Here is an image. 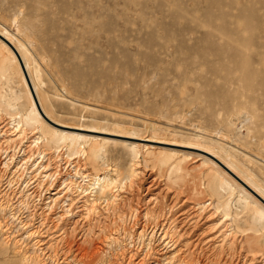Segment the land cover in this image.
<instances>
[{
    "label": "rangeland",
    "instance_id": "obj_1",
    "mask_svg": "<svg viewBox=\"0 0 264 264\" xmlns=\"http://www.w3.org/2000/svg\"><path fill=\"white\" fill-rule=\"evenodd\" d=\"M0 30L83 149L0 55V264H264V212L204 152L264 191V0H0Z\"/></svg>",
    "mask_w": 264,
    "mask_h": 264
},
{
    "label": "bare ground",
    "instance_id": "obj_2",
    "mask_svg": "<svg viewBox=\"0 0 264 264\" xmlns=\"http://www.w3.org/2000/svg\"><path fill=\"white\" fill-rule=\"evenodd\" d=\"M0 34L4 38H6V40H8V42L10 44H12V46L15 48V50L17 52V54H16L15 51L9 46V44H7L4 39H1L0 38V55H3V57L8 56L16 64V66H17L16 67V70L20 74L23 82L25 83V85L27 87L28 95L31 96V101H32L31 108H32V112L35 113L40 118V121L42 123V126H41L42 132L43 133L49 132L50 140H47V142H50V143H58L59 141H63L64 143H66L67 140L69 141L71 139V141H70L71 142V146H70L71 151L78 152V153L81 152L83 149H79L78 146H77V144H79V141L81 140V136H82L79 133L73 134V137H72L71 136L72 134L69 135V134H67V132L66 133H64L63 131L60 132L61 130H58V129L54 128V127H51L52 129H49V130H45L43 128L44 120H43V118L40 117L39 110H38V108H37V106H36V104L34 102V99H33L32 93H31V86H32L33 92H34V94H35V96L37 98V101L39 103V107H40L41 111L44 113V115H46L50 119H51V117L49 116V114L43 108L44 106L41 105V102L39 101V96L37 94V89H36L35 83L33 82L32 75L29 72L28 62H27V60L25 58L24 47H23V45L18 44L15 41V38L11 34L6 33V32H2L1 30H0ZM19 58L21 59V61L23 63L24 70L21 67V64L19 62L20 61ZM0 61H2L1 58H0ZM8 68L9 67H7V65H4V63L2 61V65L0 64L1 74L2 75H5L6 69H8ZM27 76H28V78H27ZM29 85H30V88H29ZM9 107H13L12 104H10ZM51 120H53V119H51ZM47 124H45V126ZM19 126H20V124H19ZM69 128L76 129V127L75 128L74 127H69ZM78 130H86V129H83V128L80 129L79 128ZM119 136H123V135H119ZM40 138H42V137H38L37 139L34 140L35 144H37V143L39 144ZM129 138L130 139H135V138L136 139H139L136 136H131V137L129 136ZM141 140H143V139H141ZM167 144H169V143H167ZM187 145L193 146V147L195 146L196 148L198 146H200L199 144L195 143V141L194 142L189 141L187 143ZM208 146L210 147L211 145H207L204 152L211 159L210 162L212 163V167L214 169L213 174H212V177L214 179L215 185H217V181H218L219 176H221L222 178L225 177L227 179H230L232 181V183L236 187H239L240 188V189L238 188L239 191L241 190V192H243V193H245L247 195V198L250 200V201L249 200L248 201L252 203V204L250 203L251 204L250 205L251 208L249 207V209H251L253 212L254 211L255 212H257V211H263L264 212V191L261 189V187H259L255 183V181L252 179V177L250 175H248L245 172V170H242L238 166H236L235 163L231 160V157L229 158L227 155H223L222 152L220 153V151H218V149L217 150L215 149L216 147L212 148V146H211V148H209ZM202 147H205V146H202ZM92 152H93V155H95L94 153L96 152V149H93ZM211 171H212V169H211ZM132 173H133V171H132ZM88 176H84V177H88ZM100 179L101 178L98 177L96 180H100ZM71 182H73V180H70V183ZM229 183H230V181H229ZM233 184H231V185H233ZM108 185H109L108 183L105 184L102 187V189H103L102 191L106 190L108 188ZM23 259L25 261L28 260V258L25 255H23Z\"/></svg>",
    "mask_w": 264,
    "mask_h": 264
},
{
    "label": "water",
    "instance_id": "obj_3",
    "mask_svg": "<svg viewBox=\"0 0 264 264\" xmlns=\"http://www.w3.org/2000/svg\"><path fill=\"white\" fill-rule=\"evenodd\" d=\"M8 44H9V46L15 51V53L17 54V52H16V50H15V48L12 46V44H10L7 40H5ZM20 59V58H19ZM20 64H21V67L23 68V70H24V66H23V64H22V61H21V59H20ZM28 78V77H27ZM29 87H30V85H29ZM31 93H32V96H33V99H34V102H35V104H36V106H37V108H38V110H39V113L44 117V118H46L47 120H48V118L43 114V112L41 111V109H40V107H39V103H38V101H37V98H36V96H35V94H34V92H33V89H32V86H31ZM49 122H50V120H48Z\"/></svg>",
    "mask_w": 264,
    "mask_h": 264
}]
</instances>
